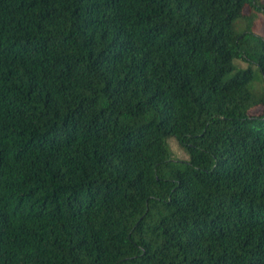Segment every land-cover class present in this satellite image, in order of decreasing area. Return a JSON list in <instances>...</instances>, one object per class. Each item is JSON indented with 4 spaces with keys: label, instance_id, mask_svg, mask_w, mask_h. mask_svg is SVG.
<instances>
[{
    "label": "trees",
    "instance_id": "1",
    "mask_svg": "<svg viewBox=\"0 0 264 264\" xmlns=\"http://www.w3.org/2000/svg\"><path fill=\"white\" fill-rule=\"evenodd\" d=\"M259 12L0 0V264H264Z\"/></svg>",
    "mask_w": 264,
    "mask_h": 264
},
{
    "label": "rangeland",
    "instance_id": "2",
    "mask_svg": "<svg viewBox=\"0 0 264 264\" xmlns=\"http://www.w3.org/2000/svg\"><path fill=\"white\" fill-rule=\"evenodd\" d=\"M262 2H264V0H262ZM246 12H249V9L248 8L246 9ZM255 15L261 21V23L259 22L260 25L257 27L258 28L257 32L264 36V17H263V14L261 12H259V13H256ZM249 66H252V69L254 71V74L256 75V78L254 79V81L251 82L250 86H251V88L253 90H260L261 89V86H262V82L257 77V74L259 73L258 72L259 66H258V64L251 63V62H249L246 59H243V58H235L233 60V67H234V69L231 70L230 72H228L225 75L224 78L226 79V78L230 77L233 74V72L235 70H237V69H247ZM252 111L254 113H256V114H260V113L264 112V106L256 107ZM170 144H171V147L173 149V154H174V156L176 158L186 159L188 157L186 151L178 144V142L175 139H171L170 140Z\"/></svg>",
    "mask_w": 264,
    "mask_h": 264
}]
</instances>
